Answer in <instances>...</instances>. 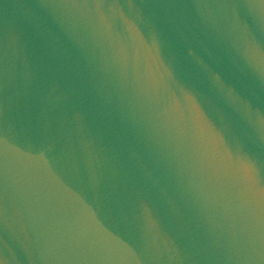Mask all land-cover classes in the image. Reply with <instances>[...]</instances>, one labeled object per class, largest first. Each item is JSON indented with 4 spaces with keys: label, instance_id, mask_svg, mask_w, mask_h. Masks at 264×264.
<instances>
[{
    "label": "water",
    "instance_id": "95a60500",
    "mask_svg": "<svg viewBox=\"0 0 264 264\" xmlns=\"http://www.w3.org/2000/svg\"><path fill=\"white\" fill-rule=\"evenodd\" d=\"M0 264H264V0H0Z\"/></svg>",
    "mask_w": 264,
    "mask_h": 264
}]
</instances>
